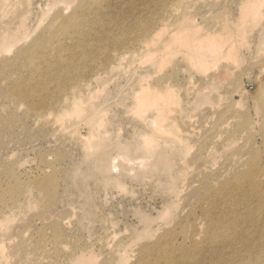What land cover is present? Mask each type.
<instances>
[{
	"label": "rangeland",
	"instance_id": "rangeland-1",
	"mask_svg": "<svg viewBox=\"0 0 264 264\" xmlns=\"http://www.w3.org/2000/svg\"><path fill=\"white\" fill-rule=\"evenodd\" d=\"M9 36L0 264H264V0H0Z\"/></svg>",
	"mask_w": 264,
	"mask_h": 264
},
{
	"label": "bare ground",
	"instance_id": "bare-ground-1",
	"mask_svg": "<svg viewBox=\"0 0 264 264\" xmlns=\"http://www.w3.org/2000/svg\"><path fill=\"white\" fill-rule=\"evenodd\" d=\"M253 4H254V3H253ZM247 14H248V13H247ZM247 14H246V15H247ZM247 18H248V17H247ZM243 19H244V18H243ZM245 19H246V18H245ZM245 19H244V20H245ZM183 32H184V31H181V33H183ZM186 33H187V32H186ZM186 33H183L182 36L184 37V34L186 35ZM14 37H15V36H9V37H5V38H3V41H2L1 44H0V51H4V50H5V52H9V50H11L12 47H13V45L15 44V40H13ZM142 37H144V36H142ZM142 37H141V38H142ZM185 37H186V38H185L184 40L188 39L187 36H185ZM203 38H204V37H203ZM203 38H202V39H203ZM206 38H207V37H205V38H204L205 40H202L199 44H196V46H193V45H192L193 48H194L193 50H195L196 52H197L198 50H201V54L199 53V55H201V57H203V59L205 58V56H202V53H205V51H206V53H208V52L210 53V51H209L210 48L212 49V51H215V50H214L215 48H217V49L219 50L220 46H221V47H223L224 45L226 46V45H227V41H228V44H229V40H228L229 38H225V39H227L225 42H224L222 39H221L222 41H220V39L217 38V37H212V40L209 42V41L206 40ZM154 40H155V39H154ZM184 40H183V38H182V41L180 42V44H179V43H177V44H178V45H181V43H182ZM198 40H199V39H198ZM196 41H197V40H196ZM196 41H195V43H197ZM199 41H200V40H199ZM230 41H231V39H230ZM225 43H226V44H225ZM220 44H221V45H220ZM194 45H195V44H194ZM229 46H230V45H229ZM230 49H231V48H230ZM230 49H228V50L230 51ZM195 51L192 52V54L194 53V55H195ZM207 51H208V52H207ZM29 52H30V50H29ZM29 52H28V53H29ZM230 52H231V51H230ZM230 52H228V53H230ZM0 54H1V53H0ZM30 54H31V52H30ZM192 54H191V56H192ZM199 55H198V56H199ZM203 55H205V54H203ZM208 55H209V54H208ZM218 58H219V57H218ZM190 59H191V62H192L193 57H192V58L190 57ZM199 59H200V58H199ZM207 59H208V58H207ZM207 59H206V60H207ZM209 59H210V57H209ZM193 60H195V59H193ZM211 60H212V59H211ZM213 60H214V59H213ZM215 60H217V59H215ZM197 61H198V59H197ZM201 61H202V60H201ZM201 61H200V62H201ZM195 62H196V60L194 61V63H195ZM212 62H213V61H212ZM215 62H216V61H215ZM194 63L192 62L193 65H195ZM213 63H214V62H213ZM192 64H191V65H192ZM204 64H205V65H204ZM204 64H203V66H205V68H207V67H206V64H207V63H204ZM197 66H198V63H197ZM207 66H209V64H207ZM194 67H195V66H194ZM194 67H193V68H194ZM199 67H200V65H199ZM199 67H197V68H199ZM208 68H209V67H208ZM195 69H196V68H195ZM199 69L204 70V71L206 70V69H202V68H199ZM207 70H208V69H207ZM207 70H206V71H207ZM196 71H198V72H202V71H200V70H196ZM204 73H205V72H204ZM207 73H208V72H207ZM207 73H206V74H207ZM215 74H216V73H215ZM216 75H217V74H216ZM216 75H215V76H216ZM205 77H206V76H205ZM205 77H204V78H205ZM213 78H214V77H213ZM215 78H216V77H215ZM147 80H148V79H147ZM205 80H206V78H205ZM142 81H143V80H142ZM161 82H162V81H161ZM167 83H168V82H167ZM167 83H166V85H168ZM163 85H164V84H163ZM170 85H171V84H170ZM197 85H198V84H197ZM140 86H141V85H140ZM201 86H202V85H201ZM162 87H163V86H162ZM203 87H205V86H203ZM151 88H152L151 83H148L147 86H146L145 88L142 87L143 92H141V93H142L143 95H141V97H142V96L144 97V96L146 95L144 98H146V99H149V98H150V99L155 100L154 97H155V95H157L155 92H157V91H153V90H156V89H151ZM198 88H199V87H198ZM144 89H146V91H145ZM201 89H202V88H201ZM220 89H221V88H220ZM171 90H173V89L171 88ZM140 91H141V90H140ZM140 91H139V92H140ZM164 91H165V90H164ZM162 92H163V91H162ZM162 92H161V93H162ZM168 92H170V90H169ZM159 93H160V92H159ZM159 93H158V94H159ZM165 93H167V91H166ZM165 93L163 92V95H164V98L166 99V97H165ZM74 94H76V92H75V93L73 92V95H74ZM139 94H140V93H139ZM139 94H138V95H139ZM154 94H155V95H154ZM167 94H168V93H167ZM167 94H166V96H167ZM169 94H170V93H169ZM171 95H172V94H170V96H171ZM158 96H160V94H159ZM77 97H78V96H77ZM161 97H162V96H161ZM161 97H160L159 100H158V98H157L158 101H157V100H155V101L158 102V105L161 104V107H162V106L164 107V103H167V102H165L164 98L162 97V98H163V99H162ZM168 97H169V95H168ZM168 97H167L166 100H168ZM171 97H173V96H171ZM173 98H174V97H173ZM173 98H172V99H173ZM162 100H163L164 102H163ZM214 100H215V99H214ZM173 101H174V99H173ZM77 102H78V101H76L75 104H76ZM166 105H167V104H166ZM224 105H225V104H224ZM224 105H223V106H224ZM144 108H146V107H144ZM164 109H165V108H164ZM174 109H175V108H174ZM218 109H219V108H218ZM51 110H52V109H51ZM161 110H163V108H160V110H159V111L157 112V114H156V117L159 118L160 120H163V119H161V118H163V117H161V115H159V113L161 112ZM216 110H217V109H216ZM41 111H43V110L41 109ZM174 111H175V110H174ZM39 112H40V111H39ZM44 112H45V111H44ZM44 112L41 113V114L44 115L43 117H46L47 115L45 116V114L47 113V111H46V113H44ZM198 112H199V111H198ZM216 112H217V111H216ZM163 113H164V112H163ZM41 114H40V115H41ZM169 114H170V113H168V116H169V119H170V117H172V116L169 115ZM199 114H200V113H199ZM40 115H39V118L42 117V116H40ZM164 115H166V114H163V116H164ZM168 116H166V117H168ZM166 117H165V118H166ZM46 118H47V117H46ZM173 118H174V117H173ZM175 118H176V117H175ZM41 119H45V118H41ZM167 119H168V118H167ZM167 119H165V120H167ZM168 121H170V120H168ZM164 122H165V121H164ZM164 122H163V124H164ZM177 122H178V121H177ZM187 122H188V121H187ZM160 123H161V122H160ZM173 123H174V122H173ZM178 123H179V122H178ZM189 123H190V122H189ZM191 123H192V122H191ZM166 124L168 125V123L165 122V125H166ZM179 124H180V123H179ZM183 124H184V123H183ZM183 124H182V125H183ZM165 125H164V126L161 125V128H163V127H164V128L167 127V126H165ZM169 125H170V124H169ZM187 125H188V124H187ZM191 125H192V124H191ZM191 125H190V126H191ZM180 126H181V125H180ZM180 126H179V127H180ZM188 126H189V125H188ZM181 127H182V126H181ZM181 127H180L181 130H182V129H185V131H186V128H185L186 126H183L184 128H183V127L181 128ZM164 128H163V129H164ZM177 128H178V127H177ZM163 129H162V131H163ZM166 129H167V128H165L164 130H166ZM178 130H179V129H178ZM157 131H158V130H157ZM183 131H184V130H183ZM188 131H189V130H188ZM190 131H192V130H190ZM190 131H189V132H190ZM157 133H158V132H157ZM160 134H161V133H160ZM165 134H166V133H165ZM171 134H172V133H171ZM177 134H179V133H177ZM161 135H162V134H161ZM163 135H164V134H163ZM89 136H90V135H89ZM180 136H181V134H180ZM180 136H178V137L180 138ZM183 137H184V136H183ZM174 140H175V139H174ZM179 141L181 142V139H179ZM173 143H175V142H173ZM180 144H181V143H180ZM173 145H174V144H173ZM175 146H176V145H175ZM179 146H180V145H179ZM235 177H236V180H235V181H236V183H238V180H239L240 177H238V178H237V176H235ZM240 179H241V178H240ZM251 181L256 182V179H255V178H251ZM37 183H38V182H37ZM184 248H186V247H184ZM187 249H188V248H186L184 251H187ZM161 259H164V260H166V261H171V260L174 259V256L171 254V252L166 251V253H164V254L161 256Z\"/></svg>",
	"mask_w": 264,
	"mask_h": 264
}]
</instances>
